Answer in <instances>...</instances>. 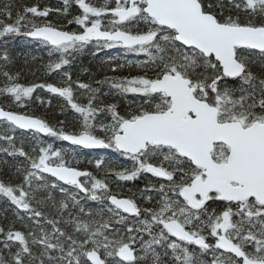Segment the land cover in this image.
I'll list each match as a JSON object with an SVG mask.
<instances>
[{"label": "snow or ice", "instance_id": "obj_1", "mask_svg": "<svg viewBox=\"0 0 264 264\" xmlns=\"http://www.w3.org/2000/svg\"><path fill=\"white\" fill-rule=\"evenodd\" d=\"M0 209V264H264V0H0Z\"/></svg>", "mask_w": 264, "mask_h": 264}, {"label": "trees", "instance_id": "obj_2", "mask_svg": "<svg viewBox=\"0 0 264 264\" xmlns=\"http://www.w3.org/2000/svg\"><path fill=\"white\" fill-rule=\"evenodd\" d=\"M41 3L45 4L47 6L56 7L59 5V0H16L17 4H33V3ZM12 50L13 54L18 57V63L22 62L23 58L25 56L31 58L32 56H35L38 58H43L44 60H47V48L44 45H41L39 42L32 40L31 38H25V37H17L12 43ZM93 46L89 45L85 50L81 51L77 56L76 59L73 61L72 65L69 67V71H71L75 76L79 75L82 79L87 80L88 79V73L83 72V69L87 68L90 69L92 73H95L98 77L103 74V71H106V67L103 68L102 71V65L101 60L106 58L105 53L108 55H111L113 57L116 56H122L123 50H117V49H111V50H105L102 52H99L97 56H93ZM142 58V57H141ZM127 59H137V57L133 55H128ZM31 67L35 68L38 67L37 64L31 65ZM39 75V73H38ZM43 78V77H41ZM28 80L34 79L31 75L27 77ZM51 82V80H50ZM39 91V90H38ZM42 95H47L46 93H41ZM56 104L57 101L53 100V109L49 112L45 113L43 109L39 110L38 114H47L49 119L55 120L58 116V112L56 111ZM63 118V117H59ZM58 146L62 147H73L71 145L65 144V142H57ZM81 149H77L79 151ZM80 167L85 168L89 167L86 163H82ZM3 214V210L0 209V215Z\"/></svg>", "mask_w": 264, "mask_h": 264}, {"label": "rangeland", "instance_id": "obj_3", "mask_svg": "<svg viewBox=\"0 0 264 264\" xmlns=\"http://www.w3.org/2000/svg\"><path fill=\"white\" fill-rule=\"evenodd\" d=\"M123 52V51H121ZM66 147V146H65ZM66 148H70V147H66ZM98 156H104L106 159H116L117 158V154L113 153L111 150H98L92 153H88V152H84V151H77V158L79 159H95ZM121 183V182H119Z\"/></svg>", "mask_w": 264, "mask_h": 264}, {"label": "flooded vegetation", "instance_id": "obj_4", "mask_svg": "<svg viewBox=\"0 0 264 264\" xmlns=\"http://www.w3.org/2000/svg\"><path fill=\"white\" fill-rule=\"evenodd\" d=\"M121 183L123 184L125 189L131 188V189L135 190L134 185L132 183H130V182H121ZM136 184L142 186L143 185V181H137Z\"/></svg>", "mask_w": 264, "mask_h": 264}]
</instances>
